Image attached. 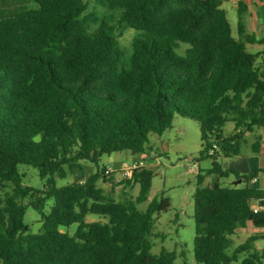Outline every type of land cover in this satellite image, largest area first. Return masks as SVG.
<instances>
[{"label": "trees", "instance_id": "16d2710c", "mask_svg": "<svg viewBox=\"0 0 264 264\" xmlns=\"http://www.w3.org/2000/svg\"><path fill=\"white\" fill-rule=\"evenodd\" d=\"M229 1L0 0V264H176L175 252H152L169 200L138 209L154 172L136 167L137 197L117 201L98 186L105 169L86 175L84 164L143 153L177 115L199 124L200 155L212 161L194 194L196 264H264L255 248L264 232L234 248L232 239L248 224L264 229V189L251 184L264 169L224 168L249 134L253 153L264 139V35L248 32L240 2L233 37ZM124 29L136 32L130 53L118 41ZM20 166L36 169L42 188L25 186ZM69 174L79 176L59 186ZM29 207L41 218L37 233L25 222ZM73 225V234L62 230Z\"/></svg>", "mask_w": 264, "mask_h": 264}, {"label": "rangeland", "instance_id": "374dc122", "mask_svg": "<svg viewBox=\"0 0 264 264\" xmlns=\"http://www.w3.org/2000/svg\"><path fill=\"white\" fill-rule=\"evenodd\" d=\"M248 1V11L243 17L246 29L255 30L259 34H264V24L261 18V10L264 8L262 0H233L225 2L222 8L227 12V18L231 25L233 37L238 36V2ZM246 5V4H245ZM136 32L131 29L119 30L117 33L120 45L128 53L132 50V41ZM186 46L181 45L180 53H184ZM261 46H249L251 53L262 50ZM264 60V56L261 57ZM233 124L228 123L224 131L230 134L233 131ZM256 135L249 134L246 143L241 146V155H251V145ZM202 142L200 137L199 124L190 118L175 116L172 127L162 135H152L149 144L143 153L131 156L130 153L118 152L105 155L101 158L98 167L93 164H84L85 174H93L97 170L105 169V181L100 180L98 186L104 190L107 196L119 201L126 198L135 199L139 192V185L131 180L135 167H144L152 170L155 174L152 186L146 202L139 204L138 209L145 211L148 203L155 197L158 199H168L170 208L155 217L154 228L151 241L153 243L154 254L162 250L173 251L176 253V264H196L194 259V194L197 187V175L205 173L211 168V159L201 157ZM233 159L224 160L231 164ZM20 171L24 175L23 183L25 186L42 188L43 181L38 176V171L30 166H20ZM79 174H69L66 179H58L59 186L66 185L75 180ZM211 178L207 177L203 186L210 183ZM235 181L233 176L223 179V186H229ZM5 191H10L6 189ZM4 196V192L0 193ZM28 203L27 201L25 202ZM52 201H47L45 210L49 211ZM87 222L106 220L97 216H88ZM25 222L30 226L33 233L39 232L42 223L36 211L29 207L25 215ZM76 225L64 232L73 234ZM255 228L239 229L232 237L233 248L243 243L250 235L254 234ZM258 251L263 250L264 240L255 243ZM232 250V249H231Z\"/></svg>", "mask_w": 264, "mask_h": 264}, {"label": "crops", "instance_id": "0c3cea01", "mask_svg": "<svg viewBox=\"0 0 264 264\" xmlns=\"http://www.w3.org/2000/svg\"><path fill=\"white\" fill-rule=\"evenodd\" d=\"M231 1H233V0H231ZM242 1H244V0H242ZM255 1H257V0H255ZM245 2H246L245 3L246 6H247L248 1H245ZM262 2H264V1L262 0ZM239 3L240 2H238V7H239ZM247 8H248V6H247ZM248 32H250V33H252V32L256 33V35L258 36V38H262L263 35H264V34L263 35L262 34H259L254 29L251 30V31H248ZM242 158H244L247 161V165H248V168H249V172L248 173H250V172L251 173H255V172L259 171V170L264 169V139L262 141V145H261V148H260V150H259L258 153H253L252 152L251 155L240 156L237 159H233V162L239 161ZM251 184L255 188L264 189V173H259L257 175V177L255 179H253V181L251 182ZM250 227H253V226L251 224H248L247 225V228H245V229H248ZM255 231L256 232H254V233H260V232H264V229H257V228H255Z\"/></svg>", "mask_w": 264, "mask_h": 264}, {"label": "water", "instance_id": "95a60500", "mask_svg": "<svg viewBox=\"0 0 264 264\" xmlns=\"http://www.w3.org/2000/svg\"><path fill=\"white\" fill-rule=\"evenodd\" d=\"M229 165L235 170L239 171L241 174H248L249 172L247 161L244 158L239 161L232 162L231 164L225 163L224 168H227Z\"/></svg>", "mask_w": 264, "mask_h": 264}, {"label": "built area", "instance_id": "2783aa9c", "mask_svg": "<svg viewBox=\"0 0 264 264\" xmlns=\"http://www.w3.org/2000/svg\"><path fill=\"white\" fill-rule=\"evenodd\" d=\"M136 168V167H135ZM253 181V180H252Z\"/></svg>", "mask_w": 264, "mask_h": 264}]
</instances>
